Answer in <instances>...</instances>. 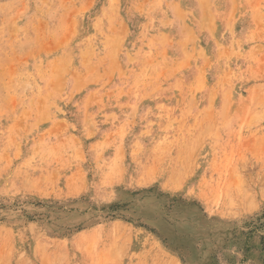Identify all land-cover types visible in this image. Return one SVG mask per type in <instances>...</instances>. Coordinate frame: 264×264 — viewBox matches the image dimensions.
I'll return each mask as SVG.
<instances>
[{"label": "rangeland", "instance_id": "rangeland-1", "mask_svg": "<svg viewBox=\"0 0 264 264\" xmlns=\"http://www.w3.org/2000/svg\"><path fill=\"white\" fill-rule=\"evenodd\" d=\"M0 264H264V0H0Z\"/></svg>", "mask_w": 264, "mask_h": 264}]
</instances>
